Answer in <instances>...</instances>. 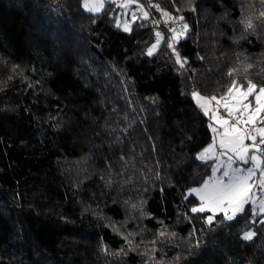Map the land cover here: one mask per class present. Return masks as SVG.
<instances>
[{
	"label": "trees",
	"instance_id": "16d2710c",
	"mask_svg": "<svg viewBox=\"0 0 264 264\" xmlns=\"http://www.w3.org/2000/svg\"><path fill=\"white\" fill-rule=\"evenodd\" d=\"M127 1L129 32L114 2L0 0V264H264V215L189 194L214 161L193 93L264 88V0Z\"/></svg>",
	"mask_w": 264,
	"mask_h": 264
},
{
	"label": "rangeland",
	"instance_id": "374dc122",
	"mask_svg": "<svg viewBox=\"0 0 264 264\" xmlns=\"http://www.w3.org/2000/svg\"><path fill=\"white\" fill-rule=\"evenodd\" d=\"M107 2H114L115 3V5L117 7V10H115L116 25L119 26L124 31H126L125 28L128 29L127 32L131 31L133 28L132 24L136 20L148 18V15H145L146 11H145L143 5H141V3H133L132 1H127V0H83V7L88 11L98 13L104 8V6L106 5ZM150 9H151V7L150 8L148 7V9H147V11H149V19H147L148 22H151ZM161 16L166 18V19H173L174 21H176L182 25V28L180 30L176 31L174 34L175 40L178 39V37L180 35L181 36L184 35L183 31L186 28H184L183 26L186 24H184L183 22H179L180 17H173L170 14H169V16H166L165 12H162ZM169 17H172V18H169ZM158 43H159V37H157L155 43L148 49V53H149V50L151 49L152 54H153L158 47ZM247 90H248V87L247 88H241L240 86L232 87L231 91H229V93L226 97V100L225 99L220 100V99L215 98V101L224 102V103L227 102V104L231 106L230 108H231V110H233V113L239 114L238 112H241L240 116L241 115H242L241 117L245 116L244 117L245 120L250 115L254 116L255 123H253V124H251V122H248V123L255 126L256 128L257 127L258 128H264V124H261L262 120H264V110H261L260 112H256V109L258 107V105L256 103V96L260 94V89L255 88L253 90V92L247 96L246 99H241L240 94L247 92ZM195 93H197V92H195ZM197 94H199V93H197ZM192 97L197 99V97L194 95ZM206 97L208 99H206L205 97H202V98H204V100L210 101L206 105V107L209 110V112H207V113L209 114L210 112H213V115H214L213 118H211L212 122L210 124L211 130L213 131V129H216V124L221 125V126H222V124H221V121L219 119L220 117L216 111V106L213 105V100L208 96H206ZM203 102H204L203 100L200 101V103H203ZM261 103L264 104V97L261 98ZM245 104H247L249 106L248 110L246 112L244 111V108H243V105H245ZM236 110L238 112H236ZM257 121H258V123H256ZM233 124L234 123L229 122L228 127L230 128ZM254 124H257V125H254ZM236 127L239 128L237 125H236ZM222 129L224 132V126H222ZM219 138H221V135L219 136ZM213 139H215V137H213ZM209 145H215L214 154H215L216 158L215 159L213 158L214 162H213L211 174H210V176H208L206 178L205 181H208L209 178H211L213 181L217 178H223L225 181H227V177H223V172L227 169V166L229 163V161H228L229 156L232 157V168L233 169H236V168L242 169V170H244V174H246V170L249 168H252L254 171V175L248 181V183L252 186L251 191L249 193L250 198H249V202L244 205V209L247 205H249L253 211V214L264 215V210H262V209H264V186L261 185V181H264V163L261 164V167L257 168L256 162H253L250 159L251 156L255 155V156H258L261 161H264V157L259 155L255 150L250 148V151L247 153V156H246V158L249 160V162L244 163L242 160H240L238 158V156L235 153L221 148L219 146L220 142L216 143L213 140L205 148H208ZM205 148H203L199 152V156H200V153L203 152ZM223 152H227V154L221 155V153H223ZM210 155H211V153H210ZM205 181L200 185L201 187L199 186L200 188L195 187V188H192L191 190H189V194L195 193L192 191L193 189H196V188L201 189L203 187ZM196 196L198 199V203L195 207L198 208L201 206L202 201H201L199 195L196 194ZM205 212H209V211H205ZM218 213H221V212L217 211L215 214H213L212 212H209V216H212V220H213L214 216ZM228 214L231 215L232 212L229 211ZM237 214H239V212H237L236 215Z\"/></svg>",
	"mask_w": 264,
	"mask_h": 264
},
{
	"label": "snow or ice",
	"instance_id": "6c2138e0",
	"mask_svg": "<svg viewBox=\"0 0 264 264\" xmlns=\"http://www.w3.org/2000/svg\"><path fill=\"white\" fill-rule=\"evenodd\" d=\"M147 15V13H145ZM166 16H169V13H165ZM172 18V17H169ZM180 19H183V17H180ZM184 28L187 27V25L183 26ZM251 27V25H249ZM127 31L128 29L125 28ZM173 32L176 30L173 29ZM159 35V33L157 34ZM149 55L152 54V50H149ZM177 62L179 61V55L177 54ZM256 88V85L249 84L247 92L241 93V99H246L248 95H250L253 90ZM231 91V90H230ZM194 96L197 97V102L200 103L201 100H203V103H200V107L204 108L205 114H207V107L206 105L210 102L208 100H204V98L200 97L199 94L194 93ZM264 97V88L260 89V94L256 96V103L258 105L256 112H260L261 110H264V104L261 103V98ZM212 100H215V97L211 98ZM225 109L228 110V115H233V110L229 109V106L227 102L224 104ZM248 105H243L244 111L246 112L248 110ZM221 121L222 126H224V132L221 134V140H220V147L223 149H226L227 151H231L235 153L240 160H242L244 163H248L249 160L246 158L247 153L251 149H255L256 151H259V148L256 145V136L252 135H245L244 132H242L239 128L236 127L235 124H233L230 128L228 127V120L223 119L222 117L219 118ZM252 122L255 123L254 116L250 115L246 120H238L237 123H248ZM213 131H216L213 129ZM256 132L261 136L260 143L264 144V128H258L256 129ZM245 139L252 140V145L245 146L244 141ZM215 145H209L208 148H205L203 152L200 153L199 158L201 160L205 159H211L212 156L209 155L210 153L214 152ZM227 152L221 153V155H226ZM253 162H256V167H261V164L264 163V161H261L258 156H251L250 158ZM228 166L227 169L223 172V177H227V181H225L223 178H217L214 181L209 178L208 181H205L203 187L201 189H193L192 191L195 192L197 195L200 196V199L202 201L200 207H194L191 209L192 212H205L209 211L215 214L217 211L224 214L225 218L228 220H232L237 212H242L244 210V205L249 202V193L251 191V185L248 183V181L251 179V177L254 175V171L252 168H249L246 170V174H244V170L236 168H232V157H228ZM261 185L264 186V181H261ZM264 210V209H262ZM229 211L232 212L231 215H229ZM208 222H212V216H209ZM254 233H246L245 239H252Z\"/></svg>",
	"mask_w": 264,
	"mask_h": 264
},
{
	"label": "built area",
	"instance_id": "2783aa9c",
	"mask_svg": "<svg viewBox=\"0 0 264 264\" xmlns=\"http://www.w3.org/2000/svg\"><path fill=\"white\" fill-rule=\"evenodd\" d=\"M155 21L158 25L164 26L169 33H172L173 29L177 30L180 28V24L176 21H172V20L164 21L158 17L155 18ZM224 104H225L224 102H218V101L213 100V105L216 106V111H217L219 117H222L223 119L228 120L230 123L236 124L245 133V135L250 134L252 136H256V142L255 143H256L257 147L259 148V151H257V153L261 156H264V144L260 143L261 136L256 132V129H258V128H256L255 126H253L249 123H237L238 120H245V119L236 116L235 113H233L232 116H229L228 110L225 109ZM229 109H231L230 106H229ZM252 143L253 142L250 139H245V141H244L245 146H251Z\"/></svg>",
	"mask_w": 264,
	"mask_h": 264
},
{
	"label": "crops",
	"instance_id": "0c3cea01",
	"mask_svg": "<svg viewBox=\"0 0 264 264\" xmlns=\"http://www.w3.org/2000/svg\"><path fill=\"white\" fill-rule=\"evenodd\" d=\"M197 93H199V92H197ZM194 94V93H193ZM199 95H200V97L202 96V97H205L206 99H208L205 95H202L201 93H199ZM194 98V97H193ZM194 100H195V102H196V104L200 107V103H198L197 102V99H195L194 98ZM226 100V99H225ZM226 103V102H225ZM230 106V105H229ZM231 107V106H230ZM201 108V107H200ZM208 109V108H207ZM201 110L202 111H204L205 112V110H204V108H201ZM207 112H209V110L207 111ZM236 112H238L237 110H236ZM239 114H236L238 117H240V118H244L245 116H243V117H241L240 116V114H241V112H238ZM208 117H209V119H210V124H211V122H212V119L211 118H213V112H210L209 114L207 113L206 114ZM256 123H258V121L256 122ZM251 124H253L252 122H251ZM254 125H257V124H254ZM258 128V127H257ZM216 131H212L213 132V137H215V139H213L216 143H218V142H220V140H221V138H219V136L223 133V129H222V126L221 125H218V124H216V129H215ZM212 140V141H213ZM210 155V154H209ZM211 156H212V160H214L215 158H216V156H215V154H214V152H213V154L211 153ZM214 158V159H213ZM205 160H208V159H205ZM214 162V161H213ZM201 187V186H200ZM200 187H198V188H200ZM198 188H196V189H198ZM194 195L196 196V193H194ZM197 197V196H196ZM240 213V212H239Z\"/></svg>",
	"mask_w": 264,
	"mask_h": 264
}]
</instances>
